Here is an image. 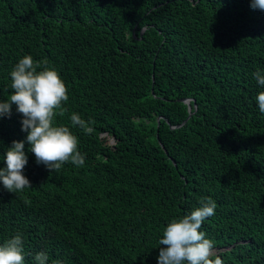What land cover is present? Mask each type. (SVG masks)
<instances>
[{"label":"trees","instance_id":"1","mask_svg":"<svg viewBox=\"0 0 264 264\" xmlns=\"http://www.w3.org/2000/svg\"><path fill=\"white\" fill-rule=\"evenodd\" d=\"M26 55L66 83L55 123L85 163L38 164L13 104L0 169L25 141L32 187L0 181V245L20 234L24 264L41 251L48 264H158L167 224L210 197L200 231L223 264H264V86L253 75L264 72V11L251 0H0V101Z\"/></svg>","mask_w":264,"mask_h":264},{"label":"clouds","instance_id":"2","mask_svg":"<svg viewBox=\"0 0 264 264\" xmlns=\"http://www.w3.org/2000/svg\"><path fill=\"white\" fill-rule=\"evenodd\" d=\"M251 7L264 11V0H251ZM34 62L31 55H26L14 66L10 73L12 94L7 100L0 101V118L11 115L12 105L23 115L22 131L27 132L26 141L29 151L36 157L38 164H43L50 172H59L62 165L71 162L83 166L85 156L78 150V137L68 126L57 125V114L63 116V103L69 99L68 88L60 73L47 62ZM259 85L264 86V72L254 74ZM259 110L264 113V91L256 96ZM73 127H80L86 134L92 129L79 114L70 117ZM25 141H13L7 149L6 167L0 169V181L10 192H20L32 187L24 175L28 164L25 153ZM201 206L190 214L173 218L163 230L159 239L158 264H223V260L214 252V243L200 231L206 218L215 214L216 202L210 197L202 198ZM23 239L20 234L0 245V264H24ZM36 264H48L46 252H39L34 257ZM60 264V262H57Z\"/></svg>","mask_w":264,"mask_h":264},{"label":"water","instance_id":"3","mask_svg":"<svg viewBox=\"0 0 264 264\" xmlns=\"http://www.w3.org/2000/svg\"><path fill=\"white\" fill-rule=\"evenodd\" d=\"M141 34H142V32H141ZM188 110H189V107H188Z\"/></svg>","mask_w":264,"mask_h":264}]
</instances>
